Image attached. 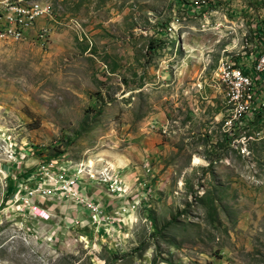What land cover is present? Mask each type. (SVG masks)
<instances>
[{"label":"rangeland","instance_id":"374dc122","mask_svg":"<svg viewBox=\"0 0 264 264\" xmlns=\"http://www.w3.org/2000/svg\"><path fill=\"white\" fill-rule=\"evenodd\" d=\"M27 1L50 35L0 40V264H264V0Z\"/></svg>","mask_w":264,"mask_h":264},{"label":"built area","instance_id":"2783aa9c","mask_svg":"<svg viewBox=\"0 0 264 264\" xmlns=\"http://www.w3.org/2000/svg\"><path fill=\"white\" fill-rule=\"evenodd\" d=\"M52 14V9L47 6L40 7H20L15 0H4L0 2V21L8 20L9 25H17V32H9L8 36L28 40L33 35L46 40L50 35L47 24L39 26V19L43 16L48 17ZM264 63V58L262 59ZM264 70V65L258 67ZM222 80L226 81V76H234V90L229 92V96H239L237 111L234 112L235 123L239 118H244L247 109H251L250 102L254 96L253 78L247 75L242 69L233 68L228 65L226 71H221Z\"/></svg>","mask_w":264,"mask_h":264},{"label":"bare ground","instance_id":"6f19581e","mask_svg":"<svg viewBox=\"0 0 264 264\" xmlns=\"http://www.w3.org/2000/svg\"><path fill=\"white\" fill-rule=\"evenodd\" d=\"M16 3L19 4L20 7H40V6H47L46 3L41 2H29L27 0H15ZM48 29V28H47ZM9 32H17V25H9L8 20H1L0 21V40H25V39H19L16 37H10L8 36ZM226 81H234V76H226ZM233 100L236 101V104H239V96H233ZM204 162L200 158H195L194 164H203Z\"/></svg>","mask_w":264,"mask_h":264},{"label":"trees","instance_id":"16d2710c","mask_svg":"<svg viewBox=\"0 0 264 264\" xmlns=\"http://www.w3.org/2000/svg\"><path fill=\"white\" fill-rule=\"evenodd\" d=\"M245 73H246L247 75H250V74H249V71H245ZM260 110H261V111H260ZM260 110H259V113H260V112H261V113H264V101H263V104L261 105ZM14 189H15V187L12 186L10 190L13 192Z\"/></svg>","mask_w":264,"mask_h":264},{"label":"crops","instance_id":"0c3cea01","mask_svg":"<svg viewBox=\"0 0 264 264\" xmlns=\"http://www.w3.org/2000/svg\"><path fill=\"white\" fill-rule=\"evenodd\" d=\"M98 195V194H97ZM100 198H102V197H100ZM105 202H106V200H105ZM101 204H102V202H101ZM105 204V203H104ZM89 212H91V210H89V209H87Z\"/></svg>","mask_w":264,"mask_h":264}]
</instances>
